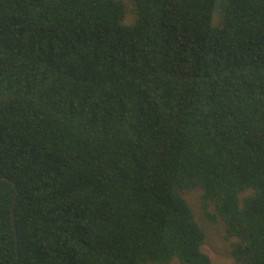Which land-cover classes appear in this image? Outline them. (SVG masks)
I'll return each instance as SVG.
<instances>
[{
  "label": "trees",
  "instance_id": "obj_1",
  "mask_svg": "<svg viewBox=\"0 0 264 264\" xmlns=\"http://www.w3.org/2000/svg\"><path fill=\"white\" fill-rule=\"evenodd\" d=\"M194 190L264 264V0H0V264H213Z\"/></svg>",
  "mask_w": 264,
  "mask_h": 264
},
{
  "label": "rangeland",
  "instance_id": "obj_2",
  "mask_svg": "<svg viewBox=\"0 0 264 264\" xmlns=\"http://www.w3.org/2000/svg\"><path fill=\"white\" fill-rule=\"evenodd\" d=\"M221 10V6L218 4L213 15V22L216 26H219L222 22ZM199 194V190H194L189 192L187 196L191 200L198 214L197 218L204 227L207 234L204 245L205 251L211 257L213 264H238L232 253L233 242H235L237 238H226L225 225L222 221H213L203 216L202 210L200 208ZM170 264L180 263L178 261H173Z\"/></svg>",
  "mask_w": 264,
  "mask_h": 264
},
{
  "label": "water",
  "instance_id": "obj_3",
  "mask_svg": "<svg viewBox=\"0 0 264 264\" xmlns=\"http://www.w3.org/2000/svg\"><path fill=\"white\" fill-rule=\"evenodd\" d=\"M7 180L12 182L14 184V186L16 187V183L13 180L8 179V178H7ZM17 193H18V189L16 188V197H15V201L13 203V209H12V215H13V222L14 223H15V203H16V200H17Z\"/></svg>",
  "mask_w": 264,
  "mask_h": 264
}]
</instances>
